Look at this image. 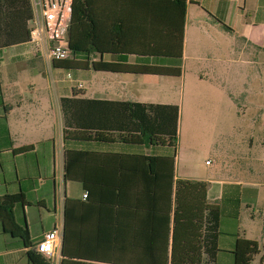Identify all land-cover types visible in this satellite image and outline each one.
<instances>
[{
    "label": "crops",
    "instance_id": "crops-1",
    "mask_svg": "<svg viewBox=\"0 0 264 264\" xmlns=\"http://www.w3.org/2000/svg\"><path fill=\"white\" fill-rule=\"evenodd\" d=\"M31 14L30 0H0V196L23 194L24 201L13 211L17 223L27 226L31 243L58 228L60 246L50 264H60L63 258L67 204L78 210L95 206V201L115 202L116 193L125 195V186L144 185L139 181L144 172L134 171V156L125 154L162 158L165 191H174L178 179L207 183L206 202L218 203L220 218L217 251L212 260L203 254V264H234L238 237L258 245L249 264H264V0H186L180 75L57 68L28 41ZM146 60L177 64L176 58L127 56L129 63ZM62 74L71 80L60 78ZM98 77L113 85H92ZM172 79L179 80L178 87L172 88ZM133 87L137 89L130 91ZM62 97L74 99L73 129L112 134L133 130L125 101L177 105L175 146L63 141ZM183 108L188 137L181 146ZM65 149L99 153L76 172L98 180L100 185L95 184L102 190L83 197L87 191L81 182L64 179ZM202 156L212 159L201 161ZM125 176L133 180L125 181ZM147 225L125 218L72 222L66 252L93 262L125 260V242L144 241L142 230L135 228ZM27 249L0 222V264H31Z\"/></svg>",
    "mask_w": 264,
    "mask_h": 264
},
{
    "label": "trees",
    "instance_id": "trees-1",
    "mask_svg": "<svg viewBox=\"0 0 264 264\" xmlns=\"http://www.w3.org/2000/svg\"><path fill=\"white\" fill-rule=\"evenodd\" d=\"M185 3L186 0H71L68 44L73 57L53 60L52 64L64 69L91 68L114 73L180 75ZM104 54L115 55L116 59L104 60ZM128 55L176 58L177 64L147 60L129 63ZM60 101L64 120L63 141L121 140L125 143L175 146L179 112L177 105L125 101L124 110L133 130L112 134L73 129L74 99L62 97ZM31 147L24 146L15 151L21 152ZM98 155L93 151L64 150L63 177L65 180L81 182L87 191L86 196L102 190V187L96 186L98 180L95 182L78 175L76 169L77 166L89 164ZM126 156H134V171L144 172L139 180L144 185L134 188L125 186V195L116 193L115 202L109 199L95 201V206L86 204L78 210L70 209L67 204L60 264H203V254L212 260L217 251L220 208L217 202H206L207 183L178 179L174 191L172 187L165 191L162 187L165 178L160 173L164 169L162 158L143 154ZM170 173L169 180L172 181V169ZM129 180L133 178L125 176V181ZM23 201L21 192L0 196L3 230L22 239L28 247L27 255L31 264H50L48 258L32 248L34 243L29 241L27 226L20 225L15 219L14 205ZM91 218H125L150 225L135 228L141 229L140 233L146 237L144 241L125 242V260L106 258V262H93L74 256L80 255L77 253L68 254L65 247L70 224ZM257 252L255 241L238 237L233 248L234 264H249Z\"/></svg>",
    "mask_w": 264,
    "mask_h": 264
},
{
    "label": "built area",
    "instance_id": "built-area-1",
    "mask_svg": "<svg viewBox=\"0 0 264 264\" xmlns=\"http://www.w3.org/2000/svg\"><path fill=\"white\" fill-rule=\"evenodd\" d=\"M31 18L28 29V41L46 60H64L73 57L68 44L71 0H30ZM210 161L207 160L206 164ZM86 193L83 197H86ZM60 232L54 227L44 232L34 242V251L55 261L60 246Z\"/></svg>",
    "mask_w": 264,
    "mask_h": 264
},
{
    "label": "rangeland",
    "instance_id": "rangeland-1",
    "mask_svg": "<svg viewBox=\"0 0 264 264\" xmlns=\"http://www.w3.org/2000/svg\"><path fill=\"white\" fill-rule=\"evenodd\" d=\"M64 78L65 79V81H70L71 80V78L70 79H67V78H69V77H67L66 76V74H62L61 76H60V78ZM52 75L50 74V76H49V82H50V88H51V86H52ZM175 81H173V79H172V88L173 87H175V85H176V87H178L179 86V80H177V79H174ZM111 82H107V81H105L104 79H100L99 77L97 78V79H94V81H93V84L92 85H96V86H98V85H101V86H110V85H113V84H110ZM85 85L86 86H88L89 84L88 83H85ZM115 85H118L117 83H115ZM126 90H128L127 89V87L125 88ZM133 90H130V91H134V90H136L137 89V87H133L132 88ZM180 113V112H179ZM182 121H183V126H182V129H181V132H179V130H178V142H179V136H180V143H181V146H184L185 144H186V139H187V137H188V134H187V131H186V129H185V123H186V115H185V110H184V108L182 109ZM251 129H253L252 127H251ZM256 141V140H255ZM171 149V151L173 150V148H170ZM174 152V151H173ZM179 154H181V152L179 153ZM254 154V153H253ZM205 159H212V157L211 156H202V160L201 161H204ZM178 160H179V167L181 166V164H182V161H181V155H180V159L178 158ZM257 164H260V163H257ZM256 163H254V162H250V166H256L257 165ZM210 169H213V168H210ZM209 169V170H210ZM259 213V212H258ZM260 214V213H259Z\"/></svg>",
    "mask_w": 264,
    "mask_h": 264
}]
</instances>
